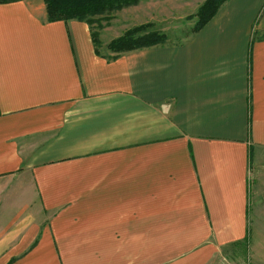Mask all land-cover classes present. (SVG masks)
<instances>
[{"label": "crops", "instance_id": "crops-1", "mask_svg": "<svg viewBox=\"0 0 264 264\" xmlns=\"http://www.w3.org/2000/svg\"><path fill=\"white\" fill-rule=\"evenodd\" d=\"M246 235H264V0L113 59L44 0L0 2V264H204Z\"/></svg>", "mask_w": 264, "mask_h": 264}, {"label": "rangeland", "instance_id": "rangeland-1", "mask_svg": "<svg viewBox=\"0 0 264 264\" xmlns=\"http://www.w3.org/2000/svg\"><path fill=\"white\" fill-rule=\"evenodd\" d=\"M204 2L205 0H139L136 5L93 16L91 31L98 35L103 54H111L106 50V45L112 39L135 25L147 22L154 23L149 30L166 34L165 42L177 44L193 32L199 22L197 12ZM151 15L156 18L151 19ZM263 237L264 235H246L240 241L225 244L208 254L204 264H264Z\"/></svg>", "mask_w": 264, "mask_h": 264}, {"label": "trees", "instance_id": "trees-1", "mask_svg": "<svg viewBox=\"0 0 264 264\" xmlns=\"http://www.w3.org/2000/svg\"><path fill=\"white\" fill-rule=\"evenodd\" d=\"M14 0H0V2ZM227 0H205L199 8L197 16L199 22L193 32L201 30L218 12ZM49 20H80L88 23L91 28L93 16L110 13L125 7L138 4L139 0H45ZM154 23L147 22L127 29L122 35L112 39L106 50L111 54H104L113 59L122 53L164 43L166 34L157 30H149ZM92 30V29H91ZM96 52L101 54L100 39L92 32ZM103 54V53H102Z\"/></svg>", "mask_w": 264, "mask_h": 264}]
</instances>
